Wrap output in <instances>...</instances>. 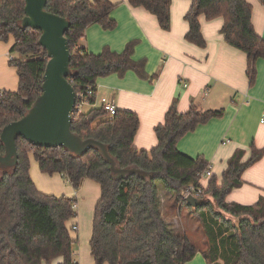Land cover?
Returning <instances> with one entry per match:
<instances>
[{
	"label": "trees",
	"instance_id": "1",
	"mask_svg": "<svg viewBox=\"0 0 264 264\" xmlns=\"http://www.w3.org/2000/svg\"><path fill=\"white\" fill-rule=\"evenodd\" d=\"M26 0H0V41L14 38L10 64L17 69V92L0 90V137L2 130L21 120L41 95L44 74L49 61L40 46L41 33L23 29ZM264 8V0H259ZM133 8H144L155 16L162 30L171 29L172 0H129ZM116 5L109 0H48L49 13L71 22L66 33L71 54L69 82L77 94V103L87 92L97 91V81L133 72L143 81L154 82L158 75H149L147 60H134L137 40L127 44L121 53L110 48L99 54L90 53L82 44L86 30L100 25L112 31L117 27L111 13ZM253 5L247 0H191L185 16L189 31L186 40L200 48L207 42L202 34L201 17L207 21L221 18V34L225 42L247 56L246 75L249 86L257 78V62L264 59V38L253 25ZM94 104L95 97H87ZM225 109L202 110L192 105L181 113L177 103L169 108L164 123L155 128L158 144L150 151L138 149L134 142L140 127L137 113L117 110L111 116L103 108L85 113L75 110L72 131L83 140L94 139L105 144L119 169L137 168L151 178L129 175L116 179L110 165L98 149L76 157L65 149L38 148L23 138L17 141L18 165L14 170L0 169V264H78L74 259L72 228L67 223L76 217V199L56 197L40 192L33 182L30 156L33 155L42 173L61 175L75 191L85 179L101 186V198L95 209L91 253L96 264H186L201 252L207 264H264V197L253 205L227 202V197L243 186V174L264 158V149L251 146L239 149L228 161L218 183L209 178L201 181L209 163L183 155L178 142L200 125L222 119ZM5 154L0 138V156ZM174 192L177 203L183 202L200 215L207 247L192 243L185 235L174 233L165 222L157 183ZM189 185L203 188L211 201L196 208L181 199ZM217 208L218 211H215ZM237 221L236 223L234 221Z\"/></svg>",
	"mask_w": 264,
	"mask_h": 264
},
{
	"label": "crops",
	"instance_id": "2",
	"mask_svg": "<svg viewBox=\"0 0 264 264\" xmlns=\"http://www.w3.org/2000/svg\"><path fill=\"white\" fill-rule=\"evenodd\" d=\"M109 1L116 5L111 18L116 21L117 27L107 31L100 25L90 26L82 44L90 53L99 55L106 48L121 53L128 43L137 40L139 44L134 60L146 59L148 74L158 75V78L151 83L139 79L133 72L123 78L117 75L100 78L91 109L101 108L102 99L106 98L114 103L117 110L137 113L140 127L134 144L138 149L147 151L158 144L155 128L164 123L173 103H177L181 113L187 112L192 105L202 110L225 109L222 119L200 125L177 144L178 150L189 158L202 156L212 166V174L218 183L222 182L228 161L237 150H246L248 159L251 146L264 149V59L257 62L256 83L250 87L246 75L247 56L225 42L221 34V18L207 21L201 17L202 34L207 45L200 48L186 40L189 26L185 16L191 0H172L169 31L162 30L157 18L144 8L131 7L129 0ZM247 1L254 8L252 20L255 30L264 38V8L259 0ZM13 44V37L8 43L0 41L1 91L17 92L19 89L17 69L10 64L14 57L10 53ZM30 160V175L40 192L76 199V217L67 223L68 229L77 226L76 231H70L74 241V259L78 264H96L90 241L101 186L85 179L81 189L75 191L71 185L65 184L61 175L42 173L33 155ZM243 181V186L235 189L227 197V202L248 206L264 197V158L245 171ZM208 183L209 180L203 181L204 186ZM161 195V212L165 222L174 233L179 234L182 228L178 215L165 218L170 210V198L168 196V200H164ZM185 235L189 238L187 233ZM62 263L63 259H58L53 264ZM186 264H207V261L199 252Z\"/></svg>",
	"mask_w": 264,
	"mask_h": 264
},
{
	"label": "water",
	"instance_id": "3",
	"mask_svg": "<svg viewBox=\"0 0 264 264\" xmlns=\"http://www.w3.org/2000/svg\"><path fill=\"white\" fill-rule=\"evenodd\" d=\"M25 2V17L21 26L41 33L39 44L47 51L49 61L41 95L21 120L10 123L2 130L0 138L5 154L0 156V169L7 171L17 167V141L23 138L34 147L65 149L79 158L91 149H98L116 179L129 175L151 178L149 173L137 168L119 169L105 144L94 139L83 140L72 131L77 94L69 82L71 54L66 33L71 22L47 12L48 0ZM187 203L194 208L205 204L196 198H189Z\"/></svg>",
	"mask_w": 264,
	"mask_h": 264
},
{
	"label": "rangeland",
	"instance_id": "4",
	"mask_svg": "<svg viewBox=\"0 0 264 264\" xmlns=\"http://www.w3.org/2000/svg\"><path fill=\"white\" fill-rule=\"evenodd\" d=\"M90 109H91V106L86 105L82 109V113H85V112L89 111ZM64 180H65L66 185H70L66 179H64ZM157 186H158V191L160 192L159 195L163 194L164 200L167 199L168 196L170 198V201H169L170 210L165 215V218L167 219L169 217H172V215L177 214L178 215L177 218L179 220L180 227L182 228V230H179L178 233L183 234V235H185L187 233V235H189L188 239L192 243H194V244H196L202 248H206L207 247V238H206L204 231H203V225L201 223L202 221L200 219V215L198 213H196L194 209L190 210L189 207H187L185 204H183V202H180V204L182 206V210H181L179 208L178 203H177L175 193L165 190L163 185L159 182L157 183ZM161 197H162V195H161ZM167 200H166V202H167ZM211 200H212V198L210 196H205L201 199V201L203 203H208ZM215 209H216L215 211H218L217 208H215ZM234 222L236 223L237 221L235 220Z\"/></svg>",
	"mask_w": 264,
	"mask_h": 264
},
{
	"label": "built area",
	"instance_id": "5",
	"mask_svg": "<svg viewBox=\"0 0 264 264\" xmlns=\"http://www.w3.org/2000/svg\"><path fill=\"white\" fill-rule=\"evenodd\" d=\"M12 59V58H11ZM96 94L93 92V90H89L87 92V97H95ZM87 97L81 96L80 102H76L75 110H77L79 113H82V109L86 105H92L91 102L88 101ZM106 112H108L111 116L115 115L117 113V108L114 105L113 102L109 101L106 98L102 99V107ZM212 177V166L209 165L208 169L202 174L201 181L208 180ZM204 190L201 187L195 186V185H189L181 192V199L184 201H187L189 198H196L199 199L203 196ZM77 203L74 205L75 210H77ZM72 230L76 231L77 226H72Z\"/></svg>",
	"mask_w": 264,
	"mask_h": 264
}]
</instances>
